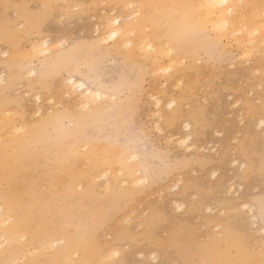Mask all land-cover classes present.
<instances>
[{"label": "rangeland", "instance_id": "374dc122", "mask_svg": "<svg viewBox=\"0 0 264 264\" xmlns=\"http://www.w3.org/2000/svg\"><path fill=\"white\" fill-rule=\"evenodd\" d=\"M187 1L0 0V264H264V43Z\"/></svg>", "mask_w": 264, "mask_h": 264}, {"label": "bare ground", "instance_id": "6f19581e", "mask_svg": "<svg viewBox=\"0 0 264 264\" xmlns=\"http://www.w3.org/2000/svg\"><path fill=\"white\" fill-rule=\"evenodd\" d=\"M152 1H153L154 6H156L159 4V2L164 1V0H152ZM182 2H184V1H182ZM187 2L190 3L189 0ZM201 2H202L201 6H200V7H202L201 10H196L195 8L194 9H188L187 10L188 12L186 11V15L182 14V17H179V18H182V23H183L184 27L187 29V31H186L185 28L183 27L184 33L183 32L181 33V35L179 36V39H181V38L185 39V37H187V36H193L192 31L196 26L197 20L199 21V18H200L201 23L205 26L209 25L211 27L212 32L216 33L217 35H221L224 37V36L230 34L232 36V38L234 37L236 39V37H237L242 42H244L245 44H248V46H250V50L248 49L249 51L254 52L255 49L258 50V48L259 49L262 48L261 46H263V43H264V3H259L258 0H253L251 13L248 15H245L242 11V8H243L242 2H244L243 0H201ZM143 5H144V1H143ZM143 5H141L142 8H143ZM245 11H247V10L245 9ZM173 22H174V20H173ZM118 23H119V19H116L113 22V24H118ZM205 26H203V27H205ZM120 32H121L120 29H115L111 33H112L113 37H116V36H118V34ZM198 44H199V42H198ZM50 47H51L50 43L46 40L43 41L42 43L41 42H37V43L35 42L31 46V49H30L31 55H29V56H32V53H35V54L49 53L53 49ZM259 51L260 50H258L257 52L259 53ZM3 53H5V52H3ZM5 54H3V55H5ZM24 55H26V54H24ZM260 55H261V53H260ZM20 56H21V54H20ZM67 82L70 85L71 89H73L75 92L80 93V99H81V104H82L80 106L84 107V109L89 108L93 104V102H95L96 100L98 101L101 98L105 97V93L103 94V92L100 90H94V89L90 88L88 86L89 84L87 85L86 82L83 80H79V79L77 80L73 77H70L67 79ZM187 127H189V125ZM14 130H16V132L18 133L16 128ZM16 132L14 131V133H16ZM8 134H10V133H8ZM186 139H185V141H183L184 139H182L183 143L184 142L186 143ZM13 140H15V139H13ZM21 152H22V150H21ZM22 155H23V153H22ZM134 157H136V156H134ZM16 228H17V224L11 226L10 230H16ZM11 232H14V231H11ZM262 232H264V228H262ZM53 244L54 243H52V245ZM74 247H76L78 249L80 248V249H82V251H84V244L83 243H79L78 246H75L73 241L70 240L68 242V244H66V246L63 248L61 254L59 252L60 258L57 259L54 263L53 262L52 263L53 264H69L70 260L74 263H77V262L82 263L83 260L86 259L84 257V256H86V254L84 253L83 255H81V258L76 259L75 253L77 254L78 250H76V248H74ZM10 251L14 252L12 249H9V252ZM118 253H120L119 250L114 251L115 256L119 255ZM113 256H109V257H113ZM108 259H110V258H108ZM59 260H62V262L59 263ZM217 260L218 259H217L216 254H214V253H213V255L211 254V262L213 264H216Z\"/></svg>", "mask_w": 264, "mask_h": 264}]
</instances>
